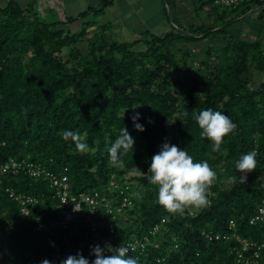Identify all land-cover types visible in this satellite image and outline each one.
<instances>
[{
	"label": "trees",
	"instance_id": "obj_1",
	"mask_svg": "<svg viewBox=\"0 0 264 264\" xmlns=\"http://www.w3.org/2000/svg\"><path fill=\"white\" fill-rule=\"evenodd\" d=\"M214 1L198 0V9L216 12L212 24L186 28L173 21L176 29L160 35L146 31L144 37L128 42L112 38L108 23L95 28L91 36L94 21H83L79 31L66 25L103 11L114 0H101L99 6L65 21L42 18L36 0H0V162L15 159L24 164L43 162L55 171L67 168L75 192L102 194L108 193L113 176L122 182L128 172L139 171L135 179L144 190L132 185L138 194L127 218L105 212L99 218L113 224L119 240L142 238L165 219L164 233L158 237L161 245H151L139 255L140 264H241L240 242L224 238L233 232L264 244V219L250 221L264 200V43L226 32L228 24L256 11L264 0H245L231 9ZM259 16L264 19L263 12ZM219 34L226 44L208 50L200 67L193 63L191 49L179 46ZM84 39L89 44L86 54L78 46ZM140 43L145 49L136 47ZM65 48H69L67 59L61 55ZM182 64L190 67L188 79L181 75ZM253 70L261 76L257 87L252 86ZM209 108L237 125L219 152L201 137L192 117L191 111ZM132 110L139 114L143 132L134 128ZM124 126L135 144L133 151L122 155L124 166L119 167L110 161L108 148ZM65 129L78 132L90 150L81 153L74 142L65 141ZM166 141L186 150L195 161L206 160L217 172L208 206L170 214L159 205L157 187L147 175L151 158ZM253 149L258 167L241 184L235 164ZM11 190L40 197L35 214L41 219L60 216L48 180L34 179L24 168L0 173V264H42L44 259L61 264L78 252L91 264L95 257L87 242L85 208L67 238L53 237L21 213ZM204 231L221 237L209 239ZM56 244L59 253L54 251ZM259 251L255 264H264V247ZM158 257L164 260L158 262Z\"/></svg>",
	"mask_w": 264,
	"mask_h": 264
},
{
	"label": "clouds",
	"instance_id": "obj_2",
	"mask_svg": "<svg viewBox=\"0 0 264 264\" xmlns=\"http://www.w3.org/2000/svg\"><path fill=\"white\" fill-rule=\"evenodd\" d=\"M133 111L131 117L134 128L143 132L144 127L137 121L138 113ZM192 117L201 130V137L206 138L212 144V150L219 152L226 137L237 130V125L221 111L211 108L196 112L191 111ZM188 116L189 111H184ZM62 138L65 141L74 142L77 151L84 153L90 150L84 138L75 131L63 130ZM135 141L124 126L115 141L108 148L109 159L119 167L124 166L122 155L133 151ZM258 153L255 149L243 154L236 162L235 167L239 172V183L246 184L247 176L258 167ZM148 181L157 187V199L160 206L170 214H183L188 208H203L210 204L209 196L211 188L218 179L217 172L205 161H195L186 150L170 144L167 141L162 144L160 151L151 158ZM235 183L237 177H230ZM76 210H79L76 207ZM135 251V246L114 248L106 244L104 248L95 245L91 249V255L95 257L91 264H140L138 256H129V252ZM110 253V254H106ZM42 264H50L44 259ZM61 264H90L89 259L82 253L69 255Z\"/></svg>",
	"mask_w": 264,
	"mask_h": 264
},
{
	"label": "built area",
	"instance_id": "obj_3",
	"mask_svg": "<svg viewBox=\"0 0 264 264\" xmlns=\"http://www.w3.org/2000/svg\"><path fill=\"white\" fill-rule=\"evenodd\" d=\"M245 0H215V5L225 8H236L241 5ZM264 5H256L254 10H263ZM24 168L29 175L34 179L48 180L51 187L55 190L56 209L58 210L59 217L57 219L44 220L35 214L41 205V198L32 194H16L11 190V196L19 203L21 213L30 217L35 221V228L45 230L51 236H62L67 238L68 230L74 224L85 208L88 212V228L89 235L87 242L92 246L100 245L104 248L106 244H111L112 247L118 248L121 245L135 246V251L129 252V256H139L145 253L149 246L159 247L161 240L158 238L163 234L165 219L155 224L149 230L147 235L142 238L132 237L128 240H119L118 233L113 224L107 223L104 219L99 218L101 212L113 214L114 218H126L127 210L131 209L134 204L138 191L133 188V184L128 182L125 178L120 182L116 176H113L108 187V193H101L100 191L92 192H75L73 185L70 181V176L67 173V168L60 171H55L49 168L43 162H23L15 159H10L6 162H0V173L7 174L8 172H16ZM76 207L79 210H76ZM264 219V200L262 205L258 208V213L251 218V223ZM232 227L235 228L236 223L231 220ZM209 239H219V233L212 234L203 232ZM224 238H235L240 242L241 249L237 250V260L241 264H255V258L259 257L260 249L264 244L258 245L255 241L248 238L241 237L236 232L231 235H224ZM86 242L81 243L83 246ZM256 248V249H253ZM250 254V250H252ZM55 253L60 252L58 244L54 246ZM248 253V254H247ZM110 254V253H106ZM164 258L158 257L157 261L160 262Z\"/></svg>",
	"mask_w": 264,
	"mask_h": 264
},
{
	"label": "rangeland",
	"instance_id": "obj_4",
	"mask_svg": "<svg viewBox=\"0 0 264 264\" xmlns=\"http://www.w3.org/2000/svg\"><path fill=\"white\" fill-rule=\"evenodd\" d=\"M199 5L200 4L198 0H156L150 1L149 7L148 9H146V12L150 11L149 13L152 15H155L156 13V15L152 16L151 19H159L161 17L165 18L167 24L164 23L163 25H158L154 30L156 34L160 35L172 30L175 27L173 21L178 22L182 27L186 28H188L189 26L201 25L203 23L212 24L214 18L217 16L216 12L209 7L198 9ZM37 8L39 10L40 16L47 21H53L57 19L62 20L57 11L53 15L48 11L46 13H43L42 9H39V7ZM124 8L125 1H120L118 5V11L121 12ZM153 11H155V13ZM262 12L264 13V9L263 11L256 10L252 13L249 12L248 14L237 18L232 23L226 26V32L229 34H233L232 36H235L236 38H242L246 40L254 41L255 39L259 38L264 43V19L260 18L259 16L260 14H262ZM66 25L71 28V31H74L71 25ZM74 26L77 27L76 31H79L81 29L80 24H75ZM93 30L94 29H90L89 36L93 35ZM260 32L261 34H259ZM98 37L99 36L97 35L95 39L98 40ZM133 39V36L130 35L127 36L126 41L131 42L133 41ZM225 44V37L222 34H219L207 37L203 36L200 37L199 41L184 43L179 46L183 48L189 47L191 49V52L194 54V56L191 57L193 63L196 67H200V61L205 58L208 50H214L215 48L224 46ZM78 46L83 53L86 54L87 52H89V44L87 39H84V41L79 43ZM136 47L142 50L145 49L144 44H138ZM61 55L64 56L65 59L69 58V48H65ZM179 56L180 55L178 54V57ZM72 62H75V60L73 59ZM189 70V66H185L182 64L181 75L184 79L189 78ZM251 75L253 78L252 86L257 87L261 81V76L257 73L256 70H253ZM140 175L141 173L139 171L132 170L126 174L125 178L134 186H138L139 190H144V184H139L138 180L135 179V176Z\"/></svg>",
	"mask_w": 264,
	"mask_h": 264
},
{
	"label": "crops",
	"instance_id": "obj_5",
	"mask_svg": "<svg viewBox=\"0 0 264 264\" xmlns=\"http://www.w3.org/2000/svg\"><path fill=\"white\" fill-rule=\"evenodd\" d=\"M24 1L27 3L29 0ZM120 1H125V8L121 12L118 11ZM150 1L156 0H114L103 11L91 13L86 18L74 21L69 25L75 31L77 27L74 25L80 24L81 27L85 20L95 22L91 25L90 29H95L100 25L108 23V33L112 38L126 41L127 36L132 35L134 41L144 37V32L146 31L156 34L154 30L158 25L167 24L164 17L151 19L156 13L153 11L155 15H152L149 13L150 11L146 12ZM100 3L101 0H36V7L42 9L43 13L48 11L53 15L57 11L61 19L65 21L66 17L78 16L82 11L90 7H97ZM140 44L143 45V43Z\"/></svg>",
	"mask_w": 264,
	"mask_h": 264
}]
</instances>
